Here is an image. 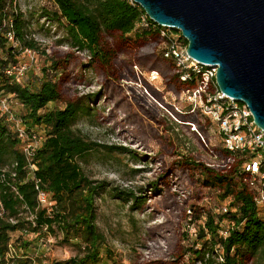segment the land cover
<instances>
[{
	"label": "trees",
	"instance_id": "obj_1",
	"mask_svg": "<svg viewBox=\"0 0 264 264\" xmlns=\"http://www.w3.org/2000/svg\"><path fill=\"white\" fill-rule=\"evenodd\" d=\"M52 1L57 10L43 8L40 16L48 15L57 22L64 21L72 45L89 50L92 61L103 70L113 68L119 52V48L105 38L118 34L128 48L135 46L133 66L140 67L141 64L136 59L143 57H152L162 62L163 70H153L161 74L165 85L169 86L168 91L179 95L183 90L194 87L193 82L182 81L174 63L158 53V46L163 43L160 26L155 27L149 18L148 26L141 24L142 15L146 13L132 0ZM5 19L12 20L17 39L23 47H37L35 40L30 37V22L26 14L17 9L14 0H0L2 65L7 63L3 58L5 56L16 61L13 48L8 45L5 36ZM63 65H67V59H54L48 69L58 71ZM133 66L130 79L137 81L140 78L151 96L169 110H174L172 104L165 101L163 93L138 76ZM48 69L43 68L44 71ZM106 75L105 72L103 77L106 78ZM126 77L130 76L126 75L124 78ZM0 91L15 93L24 106L25 112L21 116L28 128L38 125H45L47 128V138L36 153L38 169L35 179H32L27 170L29 163L21 141L0 111V203L4 211L0 215V264H32L27 256L32 242L19 240L12 243L11 233L16 231L33 232L45 237L54 235L65 243L78 245L80 255L56 264H103L105 258H110V254L108 249L105 253L102 252L106 237L98 227L96 200L107 189L109 182L91 178L80 163L98 147L111 152H124L126 148L88 140L74 128L82 117L92 115V95L68 100L63 108L48 109L50 103L63 98L60 82L44 76L37 82L21 84L12 81L2 72ZM141 109L147 116H151L150 119L159 122L157 115L151 114L149 106L141 105ZM175 113L179 120L195 123L201 131L207 132L199 112ZM153 128L156 136L162 139L161 130L156 126ZM213 151L221 159L231 157L221 144L215 146ZM241 163L242 159L237 157L229 164L230 167L224 164L209 166L193 157L182 156L171 162L166 174L161 177L166 183L169 173L174 172L184 180L191 181L196 186L194 197L198 201L204 197V190L212 194V205L209 204L208 208L203 206L207 217L200 223L196 241L201 246H190L186 250L192 254L194 261H201L202 264H264V211L258 207L254 192L249 188L245 176L240 173ZM195 178L199 183L198 187ZM39 190L49 195L54 202L52 206L40 203ZM114 193L118 199L131 201V207L135 210L146 203V196L138 195L134 190L115 188ZM223 204L228 205V211L216 212L215 207ZM194 207L198 215L200 208L197 204ZM196 218L199 219V215ZM227 223H234V228L224 238L220 236L219 229L222 224ZM216 246L223 249V262H218L213 256ZM11 247L17 251V255L10 259L8 253L11 252ZM19 252H22L21 256Z\"/></svg>",
	"mask_w": 264,
	"mask_h": 264
},
{
	"label": "rangeland",
	"instance_id": "obj_2",
	"mask_svg": "<svg viewBox=\"0 0 264 264\" xmlns=\"http://www.w3.org/2000/svg\"><path fill=\"white\" fill-rule=\"evenodd\" d=\"M14 5L25 12L30 22V32L39 39L34 60L22 53L16 57L17 61L28 65L24 84L37 82L44 76L60 82L63 98L50 103L48 109L63 108L68 100L92 95V115L82 117L74 128L88 140L126 148L124 152H111L98 147L80 163L91 178L109 182L107 189L96 200L98 227L106 237L102 252L108 249L110 254L103 264H199L186 251L190 246H201V243L196 242V237L186 231L189 222L184 210L186 201L179 203L171 194L172 172L167 176L166 183L161 177L175 159L189 156L204 162L209 151L196 133L191 132L186 125L173 123L166 108L156 104L139 84L130 83L136 82L130 79L135 46L128 48L118 34L106 37L105 40L117 46L119 52L113 68L105 71L92 61V56L87 57L88 54L78 52L72 45L64 21L55 23V32L42 24L41 10H51L54 6L48 0H19ZM162 46L163 43L157 49L160 55ZM2 56L0 51V58ZM54 59H67V65L61 66L58 71L50 70L48 68ZM136 60L141 64L144 78L163 93L167 103H176L182 109L189 107L187 102H182L168 91L169 86L165 85L160 73L158 76L151 74L156 71L154 68L163 70L161 61L152 57ZM105 72L106 78L103 77ZM126 75L130 77L124 78ZM141 105L149 106L151 114H156L160 123L143 113ZM16 109L19 115L25 112L20 106H16ZM201 118L206 122L205 137L209 143L221 144L217 125ZM155 126L161 130L162 139L156 136ZM174 175L179 177L180 183L196 191L194 183L184 180L178 173ZM195 183L198 187L196 178ZM115 188L134 190L138 195H145L146 203L138 210L132 209L131 201L115 197ZM211 195L204 190L200 204L206 208L212 205ZM19 240L32 242L27 255L32 264H56L81 254L78 245L65 243L54 235L45 237L33 232H12L11 242ZM15 255L17 251L11 247L8 258H14Z\"/></svg>",
	"mask_w": 264,
	"mask_h": 264
},
{
	"label": "built area",
	"instance_id": "obj_3",
	"mask_svg": "<svg viewBox=\"0 0 264 264\" xmlns=\"http://www.w3.org/2000/svg\"><path fill=\"white\" fill-rule=\"evenodd\" d=\"M17 1L19 0H14V4H17ZM48 1L54 5L51 10H57L56 4L52 0ZM132 2L140 6L133 0ZM42 5L46 6L45 2H42ZM147 18L152 20L147 13L142 15L141 24L148 26ZM40 20L46 28L52 32L56 31L57 25L55 23H57V21L53 20L48 15H41ZM152 22L155 27L159 25L153 20ZM4 24L7 25L5 36L8 40V45L13 48L15 58L18 54L22 53L28 55L31 60H34L36 48L23 47L21 45L13 29L11 19H5ZM159 26L160 34L163 37L162 55L164 58L174 63L182 81L193 82L195 84L194 87L183 90L181 94H175L182 102H187L189 107L187 109H182L176 103H170L174 110H169L161 102L151 96L140 78H138L136 82L130 81V83L139 84L144 89V92L151 97L156 104L158 103L160 106L166 108L173 119H171L173 123L186 125L191 132L197 134L209 151L208 158L204 161L207 165L214 166L216 164H224L230 167L229 164L235 161L237 157L241 158L240 173L245 176L249 188L254 192L258 207L264 211V129L260 128L253 121V114L245 102L237 101L220 90L216 81L217 66L201 63L191 57L187 52L188 41L180 30L175 29V31H172V28ZM30 37L33 38L37 44L39 39L35 34L31 33ZM75 48L80 53L88 54L87 57L89 58L92 56L87 49H80L76 46ZM3 58L7 63L3 65L0 63V73L2 72L10 77L12 81L24 84V77L28 71L27 63L9 60L7 56ZM134 69L138 76L141 78L145 77L144 71H142L138 65H134ZM151 74L156 76L159 75L157 71H152ZM16 106L24 108L15 93L0 91V111L2 115H4L6 121L13 126L17 137L20 139L22 150L29 163L27 168L28 173L32 179H35V172L38 169L35 157L38 149L47 138V128L45 125L28 128L22 116L18 114ZM195 111L199 112L200 117H204L206 121L217 125L218 132L221 136V146L230 154L231 157H229V159H221L213 151V148L219 144L211 145L209 139L205 137V133L201 131L195 123L183 122L178 119L175 113ZM202 122L204 124L206 123L203 120ZM171 177V194L176 197L179 203L183 204L186 201L184 210L188 215L189 221L186 231L190 232L197 239L200 223H203L207 217L206 210L203 208L202 204H200L201 202L195 199L193 189L180 183V181H178L179 177L174 175V173L171 174ZM37 189H39L38 186ZM38 198L43 206H52L54 203L50 200L49 195L41 190H39ZM194 204H197L200 208L199 211L201 213L199 212V219L196 218ZM228 209L227 204L217 205V207H215V211L220 213H225ZM3 213L4 211L0 203V215ZM233 228L234 223L222 224L219 229L220 236L224 238L228 237ZM208 256L209 254H207V257ZM213 256L218 262H223V249L220 246H216ZM197 262L202 264L201 261Z\"/></svg>",
	"mask_w": 264,
	"mask_h": 264
},
{
	"label": "water",
	"instance_id": "obj_4",
	"mask_svg": "<svg viewBox=\"0 0 264 264\" xmlns=\"http://www.w3.org/2000/svg\"><path fill=\"white\" fill-rule=\"evenodd\" d=\"M157 24L180 30L187 52L217 66L221 91L245 102L264 129V0H133Z\"/></svg>",
	"mask_w": 264,
	"mask_h": 264
},
{
	"label": "bare ground",
	"instance_id": "obj_5",
	"mask_svg": "<svg viewBox=\"0 0 264 264\" xmlns=\"http://www.w3.org/2000/svg\"><path fill=\"white\" fill-rule=\"evenodd\" d=\"M134 84V83H133Z\"/></svg>",
	"mask_w": 264,
	"mask_h": 264
}]
</instances>
